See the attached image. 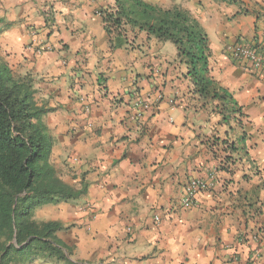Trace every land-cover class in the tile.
Masks as SVG:
<instances>
[{
	"label": "crops",
	"instance_id": "crops-1",
	"mask_svg": "<svg viewBox=\"0 0 264 264\" xmlns=\"http://www.w3.org/2000/svg\"><path fill=\"white\" fill-rule=\"evenodd\" d=\"M174 3L207 31L212 74L242 106L240 122L191 91L172 42L137 31L111 49L100 12L115 0H0L2 61L33 78L50 109L51 160L65 182L86 185L47 219L63 223L73 261L264 264V75L226 50L264 34V0ZM192 179L206 187L185 208Z\"/></svg>",
	"mask_w": 264,
	"mask_h": 264
},
{
	"label": "trees",
	"instance_id": "trees-1",
	"mask_svg": "<svg viewBox=\"0 0 264 264\" xmlns=\"http://www.w3.org/2000/svg\"><path fill=\"white\" fill-rule=\"evenodd\" d=\"M100 15L111 49L125 46L129 34L137 31L172 42L187 68L191 91L211 101L226 124L240 122L243 108L212 74L210 39L191 10L177 3L167 7L153 0H115V6ZM1 23L0 17V35ZM35 93L29 74L19 76L0 61V264H33L39 259L84 264L71 259V248L57 236L63 223L36 216L38 207L80 198L86 185L65 182L52 162V141L42 120L50 109L37 103Z\"/></svg>",
	"mask_w": 264,
	"mask_h": 264
},
{
	"label": "built area",
	"instance_id": "built-area-1",
	"mask_svg": "<svg viewBox=\"0 0 264 264\" xmlns=\"http://www.w3.org/2000/svg\"><path fill=\"white\" fill-rule=\"evenodd\" d=\"M36 35V31L33 32ZM46 48L40 49L41 53ZM230 57L235 60L246 61L250 63L252 69L264 75V34L253 39H238L226 46ZM206 187V182L201 179H192L184 190L182 206L191 208L195 206L196 200L201 189ZM159 217L156 216V219Z\"/></svg>",
	"mask_w": 264,
	"mask_h": 264
},
{
	"label": "rangeland",
	"instance_id": "rangeland-1",
	"mask_svg": "<svg viewBox=\"0 0 264 264\" xmlns=\"http://www.w3.org/2000/svg\"><path fill=\"white\" fill-rule=\"evenodd\" d=\"M176 0H165V3H161L164 6H171ZM5 43V41L0 37V61L4 60L3 59V55H4V48H3V44ZM15 59V55L13 56V61ZM57 204H49V205H45L42 207H38L37 211H36V216L39 219H48L49 215L53 213V207H55Z\"/></svg>",
	"mask_w": 264,
	"mask_h": 264
}]
</instances>
